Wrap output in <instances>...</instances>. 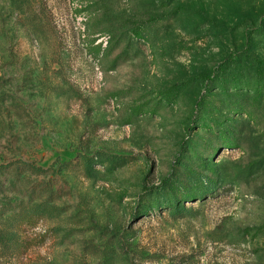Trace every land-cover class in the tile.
Wrapping results in <instances>:
<instances>
[{
	"label": "rangeland",
	"instance_id": "1",
	"mask_svg": "<svg viewBox=\"0 0 264 264\" xmlns=\"http://www.w3.org/2000/svg\"><path fill=\"white\" fill-rule=\"evenodd\" d=\"M7 163L0 264H264V0H0Z\"/></svg>",
	"mask_w": 264,
	"mask_h": 264
},
{
	"label": "trees",
	"instance_id": "2",
	"mask_svg": "<svg viewBox=\"0 0 264 264\" xmlns=\"http://www.w3.org/2000/svg\"><path fill=\"white\" fill-rule=\"evenodd\" d=\"M25 169L27 170H32L34 172H41L42 170L39 167H35V165H32L31 163H25L24 164ZM13 168V163H7V164H1L0 165V174H3L5 172H10V170H12ZM29 209L27 210H22L21 213H19L18 215H16L17 217H19V219L21 221L24 222V224H28L29 226H31L32 221H31V207H28ZM41 215V217H44L45 212H40L39 213ZM1 235H3L2 232H0ZM4 240V242L6 244H12L14 246H18L21 247V245H24V243L19 242L18 240H15V238L12 237H5V236H0V241Z\"/></svg>",
	"mask_w": 264,
	"mask_h": 264
}]
</instances>
